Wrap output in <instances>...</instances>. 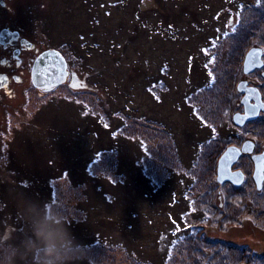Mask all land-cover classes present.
Returning a JSON list of instances; mask_svg holds the SVG:
<instances>
[{
	"label": "rangeland",
	"instance_id": "rangeland-1",
	"mask_svg": "<svg viewBox=\"0 0 264 264\" xmlns=\"http://www.w3.org/2000/svg\"><path fill=\"white\" fill-rule=\"evenodd\" d=\"M228 27L225 43L264 41V0H28L31 37L50 46L67 42L59 47L77 59L68 75L85 73L96 87H79L76 95L66 85L44 97L28 92L6 152L0 245L22 246L32 236L29 216L42 217L47 205L69 220L92 264H264V193L219 176L213 145L226 137L211 124L212 141L200 145L206 131L188 108L212 115L223 107L222 124L231 122L235 58L210 62L203 55L209 87L191 88L197 77L208 78L205 65L193 61L203 37ZM139 117L161 120L165 132L144 121L143 129ZM119 119L126 130L116 131ZM190 154L197 162L188 168ZM231 172L238 181L240 173ZM177 209L185 240L172 249ZM18 264H30V256Z\"/></svg>",
	"mask_w": 264,
	"mask_h": 264
},
{
	"label": "flooded vegetation",
	"instance_id": "flooded-vegetation-1",
	"mask_svg": "<svg viewBox=\"0 0 264 264\" xmlns=\"http://www.w3.org/2000/svg\"><path fill=\"white\" fill-rule=\"evenodd\" d=\"M36 39L41 40L38 35ZM59 46L58 43L50 46L36 42L31 37L28 32V0H0V77H6V81L0 84V185L4 183L3 176L11 171L6 152L15 136L12 125L15 126L17 115L28 108V92L44 97L52 91L40 90L34 86V63L37 57L47 50H57L62 54V47ZM213 46L220 48L219 53L214 52L216 57L224 61L228 56L233 57L239 63V75H233V83L228 80L229 89L233 87L232 101L227 106V109L232 110V125L222 129V134L228 142L224 152L229 147L239 150L238 157L231 164V169L240 173L239 185L236 186L250 189L254 187L257 194L264 193V107L256 108L257 105L264 104V41L222 43ZM253 50H256L258 55L250 58L249 53ZM67 69L69 74L74 71L69 64ZM84 74L76 78V91L79 87L90 91L95 89L87 77L84 79ZM70 83L71 76L68 75L61 85L70 88ZM249 143L252 147L245 151L244 146ZM222 155L223 153L217 160V170Z\"/></svg>",
	"mask_w": 264,
	"mask_h": 264
},
{
	"label": "clouds",
	"instance_id": "clouds-1",
	"mask_svg": "<svg viewBox=\"0 0 264 264\" xmlns=\"http://www.w3.org/2000/svg\"><path fill=\"white\" fill-rule=\"evenodd\" d=\"M26 203L36 206L35 202ZM48 205H50L48 203ZM54 207V206H53ZM32 236L22 246L4 241L0 245V264H18L28 254L30 264H92L95 259L69 229V220L62 213L50 214L46 205L42 217L29 216ZM9 240L12 239L9 235Z\"/></svg>",
	"mask_w": 264,
	"mask_h": 264
},
{
	"label": "trees",
	"instance_id": "trees-1",
	"mask_svg": "<svg viewBox=\"0 0 264 264\" xmlns=\"http://www.w3.org/2000/svg\"><path fill=\"white\" fill-rule=\"evenodd\" d=\"M246 3H244V2H242V3H239V6L237 5L236 6V9L235 8H233V11H234V15H236L237 16V14H239L240 15V12L241 11H238V9H241L242 7H243V5H245ZM234 20V17H230V19H229V22H228V24L230 25V23H231V21H233ZM224 28H222V29H217L218 31L216 32L215 31V33H213V34H209V35H206V36H204L203 37V40H202V44H200L201 46H200V54L198 55V58H195L193 61H195L196 59H198V60H200V61H198V60H196L197 62H199L200 64H202V65H205V70L206 69H208V70H206V72L207 71H210V68H209V66H208V64L210 63V62H208V63H206L205 61H203V59H201V57H203V55L205 56V58L206 59H210V58H212V57H214L215 56V53L213 54V50L214 49H212L213 48V45H216V44H222V43H225V41L223 40V39H226L229 35H225L226 33L228 34V32H229V27L224 31L223 30ZM229 34H231V32L229 33ZM239 41V40H238ZM67 45V42H64V43H62V44H60V46H66ZM67 47V46H66ZM217 48V47H216ZM210 50H212V53L211 54H209L210 52ZM191 51V50H190ZM62 53L64 54V57L66 58V60H67V63L70 65V67L73 69V70H76L75 69V65H77V59H76V57H75V55L74 56H69L70 55V53L68 54V50L65 48V47H62ZM210 60H212V59H210ZM191 71V70H190ZM207 74H208V72H207ZM209 74L207 75V77L208 78H206V80L207 79H209ZM198 79H199V81L197 82L198 83V85L196 84V85H192V89H197L196 90V92H201V90H204L205 88L207 89L209 86H207L208 85V80L206 81V80H204V78H203V80H202V78L201 77H197ZM90 81V80H89ZM160 81H158L157 83H159ZM92 83V81H90V84ZM156 83V82H155ZM211 84V83H210ZM92 86H94V87H96L93 83L91 84ZM160 85H162L161 83H160ZM67 89H68V92H70V94H74V95H76V91L73 89V88H69V87H66ZM68 92H65V94L63 95V96H61V97H65V98H67V99H69V93ZM91 92V91H90ZM165 92V91H164ZM163 92V93H164ZM67 95V96H66ZM73 95V97H72V101H75V100H78V97L76 96H74ZM184 96H186V103H190L191 104V99H192V97H193V94H191V93H188V95H187V93H186V95H184ZM203 96V95H202ZM160 97L161 96H159L158 97V99H159V102H161V99H160ZM77 103H79V102H77ZM213 104H214V107H216V111H217V107H218V100H214L213 101ZM190 107V108H189ZM188 108H189V111H190V113H191V115L195 118V120L198 122V124H199V126H200V128L201 129H203V131L205 130L206 132H205V134H204V136H201L200 137V140H199V144L201 145V144H203V145H205V147H208V144L212 141V134H208V129L209 130H211V131H213V129H212V127H211V124L212 125H214V126H216L219 130H218V132L217 133H219L220 134V131L222 132V129L224 128V127H227V126H229V125H232L231 123H224V124H222V118H224L225 116H226V110L225 109H223V107H221L220 109H218V112H213V113H215V114H212V115H210L209 113H208V111H206L205 113H203V112H201L197 107H191V106H189L188 105ZM219 108V107H218ZM227 108V107H226ZM106 111V110H105ZM119 113V115L122 117V116H124V115H122V113L119 111L118 112ZM208 113V114H207ZM108 115V114H107ZM118 115V118L120 117ZM115 116V114H113V115H109V117L110 118H112V117H114ZM131 118H132V116H130ZM134 118H137V117H134ZM146 119H143V118H140L139 117V121L138 122H140L139 123V126H143V129L144 128H146V127H148V126H145L144 127V124L143 123H141L142 121H144V122H149L148 124H150L149 125V128H151V129H156L155 127H158V128H160L161 129V131L162 132H165V127H164V125H163V123L161 122V120H159V119H154V118H149V119H147L146 121H145ZM204 120V121H203ZM119 121V125L116 127L117 129H116V131H118V130H122V129H127L126 127H124V125H121V124H128L127 123V121L125 120V119H119L118 120ZM221 122V123H220ZM143 132L144 131H142V130H140V134H142L143 135ZM222 137V136H221ZM138 140V137H136V136H134V141H136V142H138L137 141ZM164 140H166V139H164ZM217 140V139H216ZM225 142H222V141H216L215 143H214V145H213V147H216V150L215 151H213V156L214 157H216V159H215V161H216V163H215V165L217 166V160H218V158H219V156H220V153H221V151H222V149H224L225 147H226V145H227V139H225L224 140ZM147 144V143H146ZM178 146V145H177ZM179 147V146H178ZM110 149V148H109ZM218 149H220L219 151H217ZM102 150H103V152L105 151V149H104V147L103 148H101V149H99V152H98V155H100V154H103L102 153ZM163 150V149H162ZM101 151V152H100ZM105 153V152H104ZM219 154V155H218ZM191 155V154H190ZM96 153H95V156H92V158H93V160H90L89 162H90V165L91 164H93L94 162H95V160H96ZM182 157V156H181ZM195 157H196V155H195ZM195 157H192V155L189 157V160H186L185 159V162H186V164L187 165H193L195 162H197V160L195 159ZM154 158H155V156L153 155V157H152V160H154ZM198 160H199V158H197ZM196 160V161H195ZM88 162V163H89ZM142 165H143V162H142ZM190 165L188 166V168L190 167ZM216 166H215V168H216ZM116 172V171H115ZM147 172V171H146ZM192 177V176H191ZM198 177H199V175H198ZM150 178L152 179V177L150 176ZM199 179V178H198ZM153 180V179H152ZM192 180H193V178H192ZM154 181V180H153ZM158 181H160L159 179H158ZM194 181V180H193ZM197 184H199L198 182V180H196L195 181ZM202 181H200V183H201ZM204 182V181H203ZM208 182L209 183H211L210 182V180H208ZM154 185H155V183H154ZM211 188V187H210ZM197 189V188H196ZM182 203H184V202H182ZM182 203L180 204V206L182 205ZM206 209H208V208H206ZM215 210H217V209H215ZM179 212H181V210H176V213H177V218H178V220L179 221H176L177 222V225H176V227L174 228V229H172V234H174V240H173V246L171 245L170 247L173 249V247L175 246V243L176 242H178L179 240H185L184 238H185V233L184 234H180V230L181 231H183L182 230V226H181V224H182V222H181V216H182V214H178ZM177 220V219H176ZM258 253V252H257ZM243 263H244V261H243Z\"/></svg>",
	"mask_w": 264,
	"mask_h": 264
},
{
	"label": "water",
	"instance_id": "water-1",
	"mask_svg": "<svg viewBox=\"0 0 264 264\" xmlns=\"http://www.w3.org/2000/svg\"><path fill=\"white\" fill-rule=\"evenodd\" d=\"M248 63V57L246 59ZM246 63V62H245ZM68 65L64 56L57 50H47L39 55L34 63L32 70L33 84L36 88L45 89L47 91L63 84L69 74ZM78 76L73 73L70 87L76 89ZM235 120L238 121L237 116ZM237 149L236 147H229L221 156L218 162V174L223 180H234L235 184L239 185L237 178L231 172V164L239 155L236 153H229V149ZM228 153V156H225Z\"/></svg>",
	"mask_w": 264,
	"mask_h": 264
},
{
	"label": "snow or ice",
	"instance_id": "snow-or-ice-1",
	"mask_svg": "<svg viewBox=\"0 0 264 264\" xmlns=\"http://www.w3.org/2000/svg\"><path fill=\"white\" fill-rule=\"evenodd\" d=\"M237 16H239V14H237ZM239 23H240V21H239V19L237 18V20H236V24H239ZM232 31L235 32V31H236V28L233 27ZM225 35H227V33H226ZM257 55H258V53H257L256 50H253L252 52L249 53V57H250V58H252V57H256ZM214 59H215V58L213 57V61H210V62H214ZM246 65H247V61H246ZM246 70H248V69H247V66H246ZM209 75L211 76L212 73L210 72ZM5 81H6V77H0V84H2V83L5 82ZM262 107H264V104H261V105H257V106H256V108H262ZM253 114H255V109H253ZM241 122H242V121H241ZM213 131H215V130H213ZM251 147H252V145H251L250 143H249V144H246V145L244 146V150H245V151H248V150L251 149ZM238 151H239V150H238V149H235V148H233V149H229V153H236V152H238ZM225 156L227 157V156H228V153H225ZM258 173H259V170H258Z\"/></svg>",
	"mask_w": 264,
	"mask_h": 264
}]
</instances>
